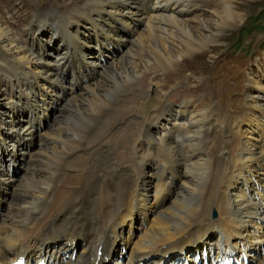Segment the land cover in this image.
I'll return each instance as SVG.
<instances>
[{"label":"bare ground","instance_id":"obj_1","mask_svg":"<svg viewBox=\"0 0 264 264\" xmlns=\"http://www.w3.org/2000/svg\"><path fill=\"white\" fill-rule=\"evenodd\" d=\"M196 1L80 0L81 8L39 16L61 37L48 53L25 49L0 24V74L17 88L27 113L21 125L18 102L8 100L13 114L9 121L0 115V141L11 140L15 149L28 140L19 154L11 148L4 154L22 158L19 173L0 165V264L19 258L21 264H94L102 253L107 264H264V86L256 84L248 96L252 114L263 117L244 129L213 119L210 106L191 110L186 102L160 105L141 130L122 114L142 96V120L155 112L153 96L132 85L152 74L151 63L164 76L213 42L202 34L205 26L183 18ZM220 3L212 36L237 17L226 0ZM75 14L89 19L95 52L73 34L83 33ZM105 36L112 37V50ZM65 72L72 77L62 94ZM125 96L135 103L118 107ZM125 138L135 142L121 143ZM154 151V170L144 175L145 156ZM9 186L15 200L2 207ZM194 240L203 242L185 247ZM122 247L129 248L127 259L118 257ZM171 248L187 250L166 254Z\"/></svg>","mask_w":264,"mask_h":264},{"label":"rangeland","instance_id":"obj_2","mask_svg":"<svg viewBox=\"0 0 264 264\" xmlns=\"http://www.w3.org/2000/svg\"><path fill=\"white\" fill-rule=\"evenodd\" d=\"M220 1L222 0H197V8H195L193 12L183 16L192 26H196L197 24L205 26V29L201 28V32L204 37H207L205 40L210 38L213 40L212 43H205L204 48L201 49L203 50L201 53L192 54L189 58L175 62L174 72L167 73L164 76L161 71L158 70V66L151 63L148 67L151 68L152 66L154 69L151 71L152 74L145 73L143 74V79L137 78L134 83H132L134 88L138 86V92L142 91V94L143 92H148L150 96H153L154 100L152 98V104L156 107L155 112L153 110L154 113L149 111L146 116L147 118L143 121V116L140 115L142 109L145 107L144 96H142V99H139L137 106H135L132 111H125L122 113L128 118H132L131 121L133 123L136 122L133 125L138 127V130L148 126L152 122L154 115L159 113L162 107L170 106L174 108L183 102L188 103L191 110H195L194 105H198V107L202 109L210 106L213 110V119L222 118L224 124H227L226 127H230L233 124L238 125L240 129L249 126L252 127L255 125L256 120L263 117L262 114H252L251 111L253 110L250 111L249 109L250 102L248 96L257 92L254 87L256 84L264 86V0H226L227 3L230 4L229 11L232 10L237 17L231 22L233 25L225 29H220L222 30L220 35L212 36L211 33L214 34L218 30L215 28V24L212 23L215 18L213 10H219L218 12L223 11V5H221ZM81 3L80 0H0V24L13 31L19 44L25 49L29 48L36 53H44L45 50V52L48 53L52 45L61 46V37L56 33L54 28L49 25L50 22L48 19H43L39 16L44 13L50 14L51 11L65 12L68 9V11H72L74 8H81ZM76 17L81 23V25L78 26L79 30L83 31L85 34L89 33L90 37L82 32L76 34L75 31H73V34L78 35L79 38L87 39L86 48L95 52L97 49L95 47V40L91 38L93 37L91 35V30L89 31L87 29L90 27L88 22L89 19L83 18L84 16L80 14L76 15L75 18ZM196 18L200 19V21H189L196 20ZM82 25L84 26L82 27ZM136 25H134V27L140 29V25ZM111 38V36H105L103 38L106 40L109 46L108 49L110 50H112ZM101 51L104 55L105 53H109L105 46L101 48ZM139 52L143 54L144 50ZM45 58L47 62L51 60V56ZM72 59L75 60V57L72 56ZM156 60H158V57H156ZM150 68L148 70L152 69ZM64 75V86L59 90L62 94L65 93V83H68L72 77V75L70 76V74H66V72ZM9 84L8 79L3 74H0V115L2 116V121H9V115L11 116V114H13V111L12 113L7 112V102L10 99V101L14 100L18 102L14 110L19 112V119H21L20 122L21 125H23L26 121L25 116H27L23 102L24 99L22 97L19 100L17 88H9ZM152 85L157 87L155 93H150V90H148ZM23 90L27 92L24 87ZM131 103H135V101L132 100V96H125V99L119 102L117 106L125 107L127 104ZM160 105L162 106L161 108L159 107ZM229 115L231 118H229ZM44 116L48 118L47 115ZM169 120L171 122L173 119L170 118ZM2 126L6 125L2 124ZM178 131L180 132V130ZM38 132L39 131L36 130L35 137L32 139L33 141L31 140L33 143L32 148L36 147L38 140L36 134H38ZM203 133L205 134L203 137L204 145L207 146L210 144L211 140L210 133L209 131H204ZM245 135L247 136L249 134ZM129 141L133 144L135 139L125 138L121 143L125 144L126 142L129 143ZM27 142L28 140L21 139L15 145V149H12L13 146L10 145L11 140L3 138L2 143L0 141V156L3 157H0L2 160L0 162L2 166L1 170L4 169L6 173L10 175L14 174V171L17 173L21 171L22 158L20 157L19 160L16 159L15 156H8L6 158L5 156L7 154L5 153L6 151H10L7 150V148H11L14 150V154H19L23 145L25 146ZM156 155L154 151L145 156L146 158L142 164L144 166V175L154 170L152 165L157 159H155V157H157ZM261 176L263 175L261 174L260 177ZM13 188L14 187L9 186L7 190H5V200L3 199L1 202L3 203L1 204L2 207L7 200H10L12 191L14 190ZM152 198L153 193H150L151 201ZM11 199L15 200V197ZM214 214L215 211H212L211 216L213 217ZM124 234L126 236V233ZM132 236L133 235L129 234V237L126 238L128 242H132ZM53 241L59 240L53 239L50 242ZM186 242L187 244L185 247L189 246V248H191L190 246L203 241L194 240ZM179 248H171L172 250L169 249L166 251V254L185 253L187 250V248L178 250ZM99 254L101 255V251ZM128 254L129 248L122 247L118 253V257L121 256L123 259H127ZM100 257L103 258H101L103 264H107L109 256L107 257V255L105 256L102 253ZM109 262H111V260Z\"/></svg>","mask_w":264,"mask_h":264},{"label":"water","instance_id":"obj_3","mask_svg":"<svg viewBox=\"0 0 264 264\" xmlns=\"http://www.w3.org/2000/svg\"><path fill=\"white\" fill-rule=\"evenodd\" d=\"M101 260L99 259V260H97L94 264H103V262L101 261Z\"/></svg>","mask_w":264,"mask_h":264}]
</instances>
